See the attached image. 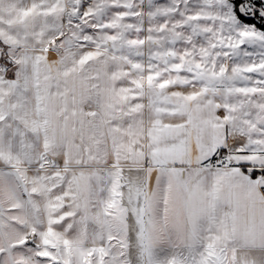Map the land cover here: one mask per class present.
Here are the masks:
<instances>
[{
    "label": "snow or ice",
    "instance_id": "snow-or-ice-1",
    "mask_svg": "<svg viewBox=\"0 0 264 264\" xmlns=\"http://www.w3.org/2000/svg\"><path fill=\"white\" fill-rule=\"evenodd\" d=\"M0 264H264V0H0Z\"/></svg>",
    "mask_w": 264,
    "mask_h": 264
}]
</instances>
